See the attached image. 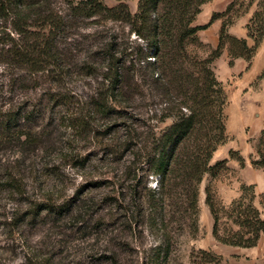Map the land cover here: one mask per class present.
Listing matches in <instances>:
<instances>
[{
  "label": "rangeland",
  "instance_id": "obj_1",
  "mask_svg": "<svg viewBox=\"0 0 264 264\" xmlns=\"http://www.w3.org/2000/svg\"><path fill=\"white\" fill-rule=\"evenodd\" d=\"M137 1L124 0L131 12L125 19L91 16L69 22L73 26L60 44L67 67L61 70L59 85H52L50 91L60 92L67 103H49L37 119L41 150L35 174H26L25 191L12 195L0 189V264H113V258L118 264H194L192 256L199 249H210L231 264H264V235L252 247L217 242L205 202L206 186L219 204L228 206L240 196L241 185H247L251 188L246 193H254L253 204L263 209L264 168L253 165L251 159L264 128V38L250 65L240 57L229 64L226 48L211 63L228 99L224 108L227 138L211 163L228 157L232 149L236 157H243V166L232 158L219 174L203 176L198 184L195 232L180 227L182 219H176L180 214L173 213V207L165 215L170 218L165 226L158 220L160 214L148 206L157 176L130 146L136 139L131 128L143 130L142 122L163 127L170 120L156 123L148 118L152 112L142 113L144 102L139 97L131 107L116 106L106 112L95 107L97 100L105 99L107 86L105 69L93 71L102 62V50H113L129 69L147 51L151 34L148 23L134 15ZM230 1L203 3L193 24L208 22L213 12L224 11ZM118 2L105 0L108 6ZM256 2L234 0L228 13L233 18L228 34L246 38L250 46L254 40L246 25ZM56 6L65 12L67 2L56 0ZM223 20L221 16L198 30L189 51L206 56L217 45ZM2 70L0 64V76L5 74ZM39 83L49 87V78ZM39 87L31 94L33 102L41 98L44 103L49 93ZM42 202L70 206L59 214L39 213L37 205Z\"/></svg>",
  "mask_w": 264,
  "mask_h": 264
},
{
  "label": "trees",
  "instance_id": "obj_2",
  "mask_svg": "<svg viewBox=\"0 0 264 264\" xmlns=\"http://www.w3.org/2000/svg\"><path fill=\"white\" fill-rule=\"evenodd\" d=\"M118 1L108 6L105 0H66L63 12L56 0H0V64L5 72L0 76L1 190L12 195L25 191L26 174H35L37 152L41 150L42 134L37 119L49 103H67L66 97H59L60 92L50 91L52 85H59L61 70L67 67L60 44L73 26L69 22L91 16L130 17L127 3ZM208 1L138 0L134 15L148 23L151 34L147 51L129 69L124 59L105 48L101 52L102 62L93 67V71L104 68L107 81L105 99L95 103L98 111L131 107L139 97L144 102L142 113L152 112L148 118L156 123L170 120L163 127L142 122L143 130L131 128L136 139L130 147L142 158L147 170L157 176V189L149 198L150 209L160 214L158 220L166 226L170 218L165 215L173 207V213L180 214L176 219H182L180 227L184 225L190 232L197 230L198 184L203 176H215L227 169L228 159L237 158L241 166L244 164L243 157H236L237 152L232 149L228 157L211 163L213 153L227 138L224 108L228 102L211 63L226 48L229 64L240 57L250 65L264 38V0H257V9L246 25L248 36L254 40L252 46L246 38L227 32V26L233 22L228 13L234 0L224 11L213 12L208 22L193 24L201 5ZM221 16L225 20L217 45L204 57L190 52L188 45L197 41L196 32ZM50 74L54 76L49 77ZM46 77L49 87L39 83L45 82ZM38 86L43 93H49L48 98L42 97L44 103L41 98L33 102L31 94ZM251 163L264 168V128ZM249 188L241 185L240 196L225 206L215 200L211 187L206 186L205 202L213 218L212 235L217 242L252 247L264 235V205L260 210L253 204L254 193H246ZM68 206L46 202L37 205L39 213L48 214L63 213ZM192 257L194 264H231L210 249H199ZM112 262L118 264L114 258Z\"/></svg>",
  "mask_w": 264,
  "mask_h": 264
},
{
  "label": "crops",
  "instance_id": "obj_3",
  "mask_svg": "<svg viewBox=\"0 0 264 264\" xmlns=\"http://www.w3.org/2000/svg\"><path fill=\"white\" fill-rule=\"evenodd\" d=\"M213 25H216L215 23H213Z\"/></svg>",
  "mask_w": 264,
  "mask_h": 264
}]
</instances>
